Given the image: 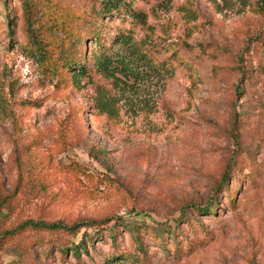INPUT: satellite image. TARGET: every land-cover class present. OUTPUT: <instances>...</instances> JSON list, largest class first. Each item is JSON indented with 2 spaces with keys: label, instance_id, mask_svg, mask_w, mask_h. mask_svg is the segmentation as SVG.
Listing matches in <instances>:
<instances>
[{
  "label": "rangeland",
  "instance_id": "1",
  "mask_svg": "<svg viewBox=\"0 0 264 264\" xmlns=\"http://www.w3.org/2000/svg\"><path fill=\"white\" fill-rule=\"evenodd\" d=\"M21 1L0 0V264L24 254L78 264L59 249L94 233L88 226L56 241L32 229L4 235L28 220L109 217L120 252L132 247L133 228L148 231V264H264V0H120L119 12L101 15L104 31H127L141 55L115 46L127 71L79 81L50 77L25 34L28 20L42 27L31 34L52 35L49 0L26 9ZM101 1L65 3L89 21ZM210 199L214 211L197 212ZM190 218L198 226L181 234L178 253L150 240ZM93 244L80 264H101L115 248L107 234Z\"/></svg>",
  "mask_w": 264,
  "mask_h": 264
},
{
  "label": "trees",
  "instance_id": "2",
  "mask_svg": "<svg viewBox=\"0 0 264 264\" xmlns=\"http://www.w3.org/2000/svg\"><path fill=\"white\" fill-rule=\"evenodd\" d=\"M54 1V2H52ZM49 0L47 5L43 6L47 21L50 23L49 27L52 28V35L46 38V41L42 40V36L31 34L33 30H37L40 34L42 27H35V23H31L26 20L25 34L28 38L31 36V50L35 54L42 55V63L44 69L48 71L50 77H58L62 80L71 77V79L79 81L82 78H91L92 74L102 75L104 77H114L117 73L127 71L128 68L125 66L123 61H121L116 54L112 51L115 46L123 47L129 46L134 48L136 54H140L139 49L135 46V42L131 43L133 37L127 31H119L115 35H108L107 31H104V20L102 18L109 17L121 9L120 0H102L100 17L97 16L95 19L87 20L86 17L80 16L75 9H68L65 0ZM4 5L7 6L6 2L3 1ZM21 3L26 9L28 6L36 7L39 6L37 3H29L28 0H22ZM128 15L133 19V21L144 25L145 15L141 12L132 11L127 7ZM25 11V10H24ZM26 13V11H25ZM103 17H102V16ZM91 17V16H90ZM14 19L15 17L8 10L5 13L6 28L8 30V35L11 37L14 34ZM108 36V37H107ZM111 36V37H109ZM44 41V42H43ZM107 44H110L109 46ZM45 50V51H44ZM112 51V52H111ZM141 55V54H140ZM250 76L248 77V79ZM96 151L92 149L91 152ZM97 155L92 154L91 156L99 159L101 162L104 160L101 151H97ZM73 170L80 171L85 174L82 165L73 162L71 163ZM228 173H224L221 177V181L218 185V189L227 186ZM216 208V201L210 199L208 204L203 208L197 207V212L203 215H209ZM111 217L100 219V220H90L87 222L75 223L71 226L64 224L63 222L56 223H46L43 221H33L28 220L21 223L18 227L8 231L4 236L14 235L18 230L20 232L23 229L36 230L38 234H50L54 235L52 239L54 241L61 237L71 236L75 237L80 232L83 226H88V228L93 229L94 233L91 235L83 233V237L79 241L70 242L69 247L60 248L59 254L62 259L65 258L67 250L69 249L70 255L75 259V261L81 263V254L87 255V253L94 250V240H101L103 234L109 235L111 239L113 251L103 259L101 264H119L121 262L127 261L128 258L133 259L136 264H148L150 257L147 254V250L143 245V237L140 235L147 234L141 229H132L133 232V245L128 251H119L117 249L115 233L113 226L108 227L111 222ZM194 218L185 219L184 227L180 224H175L174 227H169L166 231L152 232L149 237L153 242L163 243L168 246V244L173 246L175 253L181 251L182 240L179 239L182 233L189 231V233L195 232V228L198 226L197 222L193 221ZM127 228V227H126ZM184 228V229H182ZM105 230V233H103ZM163 233H167L168 239L163 238ZM58 235V236H57ZM2 236H0V245L2 243ZM168 240V242H167ZM188 239L186 240V244ZM163 245V246H164ZM46 258H52L51 253L46 254ZM90 258V257H89ZM92 260V258H90ZM7 264H39L37 260L31 259L27 254L21 256L16 262H9Z\"/></svg>",
  "mask_w": 264,
  "mask_h": 264
}]
</instances>
